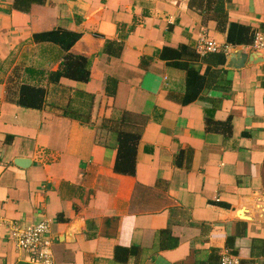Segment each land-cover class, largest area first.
<instances>
[{
	"label": "crops",
	"instance_id": "crops-1",
	"mask_svg": "<svg viewBox=\"0 0 264 264\" xmlns=\"http://www.w3.org/2000/svg\"><path fill=\"white\" fill-rule=\"evenodd\" d=\"M14 1L0 0V264H36L7 224L44 221L54 264H197L212 249L264 264V55L214 20L223 1L255 36L264 0ZM57 29L81 35L70 52L92 60L89 82L49 80L65 53L34 36ZM203 37L226 63L197 62L213 77L183 104L186 73L160 54H213ZM23 84L45 89L41 109L17 103ZM125 115L140 133L133 176L115 171L106 126ZM119 247L137 251L124 262Z\"/></svg>",
	"mask_w": 264,
	"mask_h": 264
},
{
	"label": "trees",
	"instance_id": "trees-1",
	"mask_svg": "<svg viewBox=\"0 0 264 264\" xmlns=\"http://www.w3.org/2000/svg\"><path fill=\"white\" fill-rule=\"evenodd\" d=\"M45 3L46 0H15L14 7L18 11L29 12L34 4L43 5ZM214 20H217L221 26L229 24L227 33V43L229 45L241 46L252 43L254 36L248 27L229 22L223 1H219V5L215 7ZM80 38L81 35L78 33L60 29L34 36L36 42L56 44L65 53L60 70L49 73V80L51 82H59L61 78H67L78 82H89L92 60L83 56L73 55L70 52ZM107 50L109 51L110 47H108ZM160 57L162 60L167 61L170 66L183 70L186 73V92L181 99L183 104L195 102L202 92L210 86L209 79H212L213 73H211L210 69H207L205 74H201L200 70L194 67L197 62L204 60L207 63L214 62L218 66H224L226 63V56L223 52L206 54L205 57H203L196 52V50L186 45L177 49L164 48ZM45 95L46 91L43 87L23 84L20 87L17 103L25 108L41 109L45 102ZM127 118L128 116L125 115L120 121H113L111 126H106L116 138L118 156L115 164V171L119 174L133 176L136 170V153L137 145L140 140V133L127 130ZM258 249H260V247L255 243L252 249L253 256L256 255V250ZM116 251V257H119L120 260L125 262L129 254L136 253L137 249L134 247H119ZM121 254H123V256L120 258ZM220 263L221 255L217 250L212 249L208 257L198 261L197 264ZM241 264L256 263L254 261L242 260Z\"/></svg>",
	"mask_w": 264,
	"mask_h": 264
},
{
	"label": "built area",
	"instance_id": "built-area-1",
	"mask_svg": "<svg viewBox=\"0 0 264 264\" xmlns=\"http://www.w3.org/2000/svg\"><path fill=\"white\" fill-rule=\"evenodd\" d=\"M199 47L204 53L224 52L226 47L216 41L203 37ZM252 49L264 55V25L254 36ZM9 236L16 247L30 254L32 263L54 264V253L52 240L49 238L50 226L48 222H41L36 225L20 227L14 223L7 224ZM220 264H241V260L230 252L226 251L221 255Z\"/></svg>",
	"mask_w": 264,
	"mask_h": 264
},
{
	"label": "water",
	"instance_id": "water-1",
	"mask_svg": "<svg viewBox=\"0 0 264 264\" xmlns=\"http://www.w3.org/2000/svg\"><path fill=\"white\" fill-rule=\"evenodd\" d=\"M228 67H231L230 65H228Z\"/></svg>",
	"mask_w": 264,
	"mask_h": 264
}]
</instances>
